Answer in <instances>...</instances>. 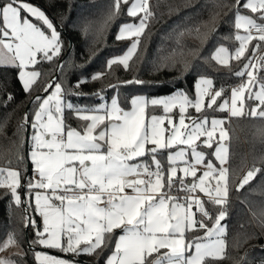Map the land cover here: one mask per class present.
<instances>
[{
	"label": "snow or ice",
	"instance_id": "1",
	"mask_svg": "<svg viewBox=\"0 0 264 264\" xmlns=\"http://www.w3.org/2000/svg\"><path fill=\"white\" fill-rule=\"evenodd\" d=\"M122 5L127 6V15L138 18L139 23L122 24L116 39H135L123 55L109 58L103 70L91 76L92 82L102 81L114 72V65L130 70L141 36L156 17L150 0H111L101 30L121 14ZM214 8L202 27L214 30L223 9L234 11V35L229 39L238 46L230 51L221 45L210 59L229 67V71L230 60L247 61L234 73L246 80L231 88L230 103L224 100L218 104V98L227 90L223 86L216 89L211 79L201 77L195 98L183 90L163 97L134 95L125 108L117 93L110 104L81 107L67 102L64 97L71 90L53 79L42 85L47 95H32L46 75L37 65L53 63L62 52L60 33L39 6L28 0H0V67L17 69L23 91L35 109L31 120L26 112L17 125L18 131L31 125L29 155L17 153L16 167L11 158L6 159L7 166H0V190L10 195L16 206L28 204L41 218L37 223L25 208L24 226L35 231L33 245L72 257L36 252L38 264H78L74 259L77 256L99 257L105 251L110 252L105 264H220L228 258L227 225L221 222L227 216L229 194L237 178L230 163L231 138L225 120L209 119L207 111L227 110L229 119H259V137L264 145V0H217ZM186 31L197 39L208 35L201 32L200 26ZM250 45L251 54L246 56ZM176 64L185 70L188 67L181 58L172 64L162 63L155 70ZM56 69L62 72L64 64L57 63ZM85 82L78 81L76 87ZM145 83L133 78L108 87ZM13 100L8 93L4 103ZM247 101L257 103L248 105ZM158 108L163 115L152 114ZM65 110L81 121L79 128L66 123ZM8 122L9 117L0 121V136L6 139ZM205 148L212 151L206 152ZM26 161H30L31 175H26ZM259 173H264V150L238 178L236 190ZM21 187L27 189L28 200L19 194ZM259 195V209L249 211L264 232V192ZM255 235L244 233L241 240L238 234L233 247L238 250ZM9 247H19L14 233H8L0 242V252ZM13 255L20 261L0 257V264H23L26 253Z\"/></svg>",
	"mask_w": 264,
	"mask_h": 264
},
{
	"label": "trees",
	"instance_id": "2",
	"mask_svg": "<svg viewBox=\"0 0 264 264\" xmlns=\"http://www.w3.org/2000/svg\"><path fill=\"white\" fill-rule=\"evenodd\" d=\"M29 1L36 2L48 9L50 15L55 18L53 22L63 42L59 58L53 63L45 61L37 65V68L46 75L41 78V87L33 91V96L43 92V83L47 79H53L56 73L58 75L55 81H59L66 90H71L64 99L71 101L73 105L88 107H93L100 102L102 95L110 98L117 93L121 105L125 108L129 106L130 98L138 93H145L150 97L184 89L192 95L197 77L201 74L211 76L216 86H223L227 90L224 93L226 96L233 86L240 84L244 79L234 73L247 62L245 58L230 64L231 71H229V67L210 59L218 45H226L231 50L238 45V42L229 39L234 35V11L223 9L214 30L202 27L203 22L207 21L210 14L216 10L214 6L217 0H150L156 17L149 21V26L141 37L138 53L133 57L134 62L130 61V70L126 71L123 66L114 65V72L102 81L95 82L90 80L91 76L103 70L106 61L111 56L122 53L129 45L127 40L118 41L116 39L119 25L131 19L127 15V6L122 5L121 14L101 30V23L111 0ZM226 2L230 3L231 0H226ZM198 26L201 27V32L208 33L206 39H197L186 31L194 30ZM181 33L184 35L181 36ZM70 39L73 40V44L62 62L64 69L61 72L56 69V64L61 62L68 51ZM181 52L184 54L183 57L180 55ZM250 54L251 45L246 56ZM181 58L188 63L186 70L181 64H176L171 68H162L160 71L155 70L156 66L162 63L172 64ZM133 78L147 83L143 85L130 84L121 86L119 89L108 87L110 84H117L118 81L132 80ZM81 80L88 82L81 83L77 88L76 85ZM101 89H103L102 92ZM76 92L87 95H76L74 94ZM8 93L14 96V100L5 105L4 101L7 99ZM95 93H100V95H94ZM29 102L30 98L23 91L22 82L17 77V69L0 67V121L9 117L8 126L5 129L8 138L0 136V166H7L6 159L11 158L12 166L16 167L15 155L17 153H23L27 157L25 147L27 129L18 131L17 125L27 112ZM247 102L249 105L255 103V101ZM33 108L32 103L28 113L29 120L32 119ZM218 112L224 116L225 125L229 131L232 153L230 163L234 169L233 175L237 178L232 184L225 218L228 258L221 261L220 264H260V261L264 260V232H261L256 226V221L249 208L259 209L262 199L259 194L264 192V173L257 174L248 185L239 191L236 190L235 185L245 167H252L254 157L259 156L264 150L258 131L262 124L256 118L229 119V114L226 111L213 110L211 113ZM64 116L67 124L73 128H79L81 121L75 117V114L65 110ZM256 166L260 167L261 165L257 162ZM11 205L12 197L5 195L4 191L0 190V242L9 232L14 233L26 253L23 257V264H38L34 258L37 249L29 248L27 245L26 227L24 226L25 205L23 204L14 216L9 213ZM37 221L39 222V217ZM241 225L244 227L241 228ZM244 233H256V235L237 250L233 244L236 242L238 234L239 238L243 240ZM196 234H202V232ZM28 235L32 242L35 239V231L31 226H29ZM37 245L35 244V246ZM109 254V251H105L99 257L80 255L77 258L105 264Z\"/></svg>",
	"mask_w": 264,
	"mask_h": 264
},
{
	"label": "rangeland",
	"instance_id": "3",
	"mask_svg": "<svg viewBox=\"0 0 264 264\" xmlns=\"http://www.w3.org/2000/svg\"><path fill=\"white\" fill-rule=\"evenodd\" d=\"M28 2H30V3H32L33 5H37V6H39L41 9H43L44 11H45V13L49 16V14L46 12V10L41 6V5H39V4H37L36 2H32V1H29L28 0ZM49 18L51 19V17L49 16ZM52 20V19H51ZM53 21V20H52ZM54 23V22H53ZM125 23H139V19L138 18H133V17H131V19H129L128 21H125V22H123V23H121L120 25H119V27H118V30H117V33H118V31H119V28H120V26L122 25V24H125ZM54 25H55V23H54ZM56 26V25H55ZM57 28V27H56ZM57 31H58V29H57ZM145 31H146V29H145ZM59 32V31H58ZM241 34H243V32L241 31ZM142 37V36H141ZM135 39V37H132L131 39H126L127 41H129V45L127 46V48L130 46V44H131V42H132V40H134ZM221 45H223V44H220V45H218L217 47H219V46H221ZM223 46H225V47H227L226 45H223ZM238 46V45H237ZM236 46V47H237ZM216 47V48H217ZM127 48L122 52V53H120V54H117V55H115V56H111L110 58H113V57H117V56H120V55H123V53L127 50ZM229 48V47H228ZM230 49V48H229ZM216 50V49H215ZM215 50H214V52H215ZM235 49H233V50H231L230 49V51H234ZM247 53V52H246ZM246 55V54H245ZM234 61H236V60H234V59H232V60H230V62H229V64H232ZM246 63V62H245ZM221 65V64H220ZM243 67V66H242ZM241 67V68H242ZM29 70H31V69H29ZM201 77H206V78H208V79H211L212 81H213V79H212V77L211 76H209V75H205V74H201V75H199L198 77H197V80H196V83H195V87H194V92H193V94L192 95H190L186 90H184V89H179V90H183V91H185V92H187L188 94H189V96L190 97H192V98H195V95H196V84H197V82H198V80L201 78ZM243 80H246V77H244V79ZM59 82V81H58ZM60 83V82H59ZM213 86H214V88H216V89H219L220 87H218V86H216L215 84H214V81H213ZM234 87V86H233ZM231 90V89H230ZM51 91V90H50ZM177 91V90H176ZM176 91H174V92H172V93H167V94H159V95H154V96H150V97H163V96H167V95H171V94H173V93H175ZM44 95H47L46 93L44 94ZM136 95H145V96H147L145 93H138V94H136ZM114 96H116V95H113L112 97H110V98H107L105 95H102V97H103V99L100 101V102H98L97 104H95L93 107H95V106H98V105H100V104H102V103H107V104H110L111 103V99L114 97ZM230 96H231V91H229V93H228V95H224V94H222V98H218V104H220V103H223V101L224 100H229V103H230ZM149 97V96H148ZM67 102H70V103H72L71 101H69V100H66ZM205 101H206V103H207V97L205 98ZM248 103V102H247ZM255 103H257L256 101H255ZM255 103H253V104H251V105H254ZM73 104V103H72ZM249 105V104H248ZM81 107H83V105H80ZM214 107V109L216 108V106L214 105L213 106ZM34 108H33V113H34ZM149 111L151 112V109H149ZM174 111V113L175 112H178V109H174L173 110ZM188 111L189 112H191L193 115H198L197 113H195V110L194 109H192V108H189L188 109ZM213 110L212 109H209L208 111H207V115L209 116V119H211L212 117H215V118H217V119H224L225 120V118H224V116H222V114H220L219 112L218 113H211ZM217 111H219V110H217ZM226 112H227V110H225ZM220 112H224V111H220ZM33 113H32V118H33ZM228 113V112H227ZM152 114H155V115H163L164 113H163V111H162V109H156L155 110V112L154 113H152ZM229 114V113H228ZM176 123H178V117L176 118ZM186 123H189V121H187L186 120ZM165 127H167V123H165ZM224 127L227 129V127H226V125L224 124ZM217 135H218V133H217ZM31 137H32V130H31V133H30V138H29V147H28V155H29V152H30V148H31V143H32V141H31ZM204 139V137H202L201 138V140H203ZM199 143V142H198ZM206 152H211L212 150L211 149H207V148H205L204 149ZM165 156H166V154H165ZM30 162V161H29ZM218 163V162H217ZM250 167L249 166H246L245 167V169L243 170V172L240 174V176H239V178L242 176V175H244V173H245V171L247 170V169H249ZM237 182H238V180H237ZM18 192H19V194L21 195V197H22V199L24 200V196H23V187H21L19 190H18ZM201 195H203V194H201ZM25 196H26V200H28L29 199V197L27 196V189H25ZM33 205H34V198H33ZM23 205H21V206H16L15 204H14V202L12 201V205H11V207H10V215L11 216H14V215H16L18 212H19V210H20V208L22 207ZM29 206V205H28ZM31 208L32 207H30L29 206V209H30V212H31V216L34 218V219H38V215H36L32 210H31ZM41 222V218L39 217V222L37 221V223H40ZM222 224H226V222H225V220L224 221H222L221 222ZM9 233H12V232H9ZM203 234V233H202ZM202 234H198V235H202ZM8 235V234H7ZM7 238V236L4 238V239H6ZM41 246V245H40ZM41 247H43V246H41ZM18 252H23V253H25V251H24V248L19 244V247H9L6 251H3V252H0V257H11L13 260H16V261H20V257L19 256H16V255H13L14 253H18ZM37 252H42V253H47V254H50V255H55V256H57V257H60V258H65V259H71L72 257H64V256H59V255H56V254H53V253H48V252H44V251H40V250H37ZM65 254V253H64ZM68 255H70V254H68ZM77 262H78V264H88V263H84V262H81V261H79V260H77V257H75L74 258Z\"/></svg>",
	"mask_w": 264,
	"mask_h": 264
},
{
	"label": "water",
	"instance_id": "4",
	"mask_svg": "<svg viewBox=\"0 0 264 264\" xmlns=\"http://www.w3.org/2000/svg\"><path fill=\"white\" fill-rule=\"evenodd\" d=\"M43 8H44V9L46 10V12L49 14V16L51 17V19H52L53 21H55V18L52 17V16L50 15L48 9H47L46 7H43ZM72 44H73V40L70 39L68 51L66 52V54L64 55V57L62 58V60H61L60 63H62L63 60L65 59V57L68 55V53H69V51H70V49H71V47H72ZM57 75H58V73H56V75H55V77L53 78V80L56 79ZM44 94H45L44 92H41V93L36 94V95H44ZM34 96H35V95H34ZM31 104H32V103L29 102L28 105H27V109H26V110H27V113H29V111H30ZM26 129H27V134H26V140H25V147H26V153H27V156H28V147H29V138H30V133H31V125H30V124L27 125V128H26ZM27 167H28L29 171L26 173V175H31V164H30L29 161L27 162ZM25 189H26V188H23V193H24L23 196H24V200H26ZM24 205H25V208L28 209V214L31 215V212H30V209H29L28 204H24ZM25 230H26V240H27V245H28L29 248H36L37 250L44 251V252H48V253H53V254H56V255H59V256L71 257V255L61 253V252H59V251H57V250L46 249V248L41 247V246H39V245H37V246L33 245V244L31 243V241H30V239H29V235H28L29 226L26 227ZM77 260H79V261H81V262H84V263H88V264H97V263H95V262L87 261V260H84V259H81V258H77Z\"/></svg>",
	"mask_w": 264,
	"mask_h": 264
},
{
	"label": "built area",
	"instance_id": "5",
	"mask_svg": "<svg viewBox=\"0 0 264 264\" xmlns=\"http://www.w3.org/2000/svg\"><path fill=\"white\" fill-rule=\"evenodd\" d=\"M248 170H249V169H247V170L245 171V173H246ZM245 173H244V174H245ZM242 176H243V175H242ZM242 176H241V177H242ZM235 186H236V185H235Z\"/></svg>",
	"mask_w": 264,
	"mask_h": 264
}]
</instances>
